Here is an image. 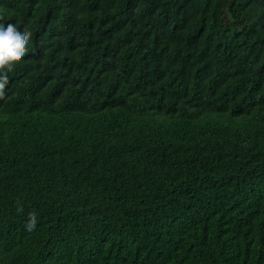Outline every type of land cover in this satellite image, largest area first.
I'll return each mask as SVG.
<instances>
[{
  "label": "trees",
  "instance_id": "16d2710c",
  "mask_svg": "<svg viewBox=\"0 0 264 264\" xmlns=\"http://www.w3.org/2000/svg\"><path fill=\"white\" fill-rule=\"evenodd\" d=\"M8 18L32 37L0 96V264H264V0Z\"/></svg>",
  "mask_w": 264,
  "mask_h": 264
},
{
  "label": "clouds",
  "instance_id": "9594fccd",
  "mask_svg": "<svg viewBox=\"0 0 264 264\" xmlns=\"http://www.w3.org/2000/svg\"><path fill=\"white\" fill-rule=\"evenodd\" d=\"M32 33L15 19L8 18L0 21V96L6 94L5 85L10 79V69L16 58H23L28 50ZM28 230L36 227L37 217L34 213L29 216Z\"/></svg>",
  "mask_w": 264,
  "mask_h": 264
},
{
  "label": "bare ground",
  "instance_id": "6f19581e",
  "mask_svg": "<svg viewBox=\"0 0 264 264\" xmlns=\"http://www.w3.org/2000/svg\"><path fill=\"white\" fill-rule=\"evenodd\" d=\"M10 98V97H9ZM12 98V97H11ZM1 111V110H0Z\"/></svg>",
  "mask_w": 264,
  "mask_h": 264
}]
</instances>
